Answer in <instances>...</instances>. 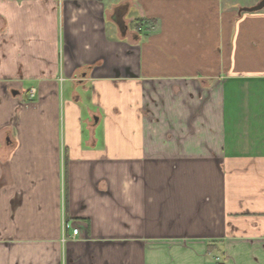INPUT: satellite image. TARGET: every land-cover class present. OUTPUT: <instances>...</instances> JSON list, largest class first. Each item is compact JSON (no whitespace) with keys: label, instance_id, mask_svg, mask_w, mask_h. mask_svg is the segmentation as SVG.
Here are the masks:
<instances>
[{"label":"crops","instance_id":"0c3cea01","mask_svg":"<svg viewBox=\"0 0 264 264\" xmlns=\"http://www.w3.org/2000/svg\"><path fill=\"white\" fill-rule=\"evenodd\" d=\"M263 1L0 0V264H264Z\"/></svg>","mask_w":264,"mask_h":264},{"label":"trees","instance_id":"16d2710c","mask_svg":"<svg viewBox=\"0 0 264 264\" xmlns=\"http://www.w3.org/2000/svg\"><path fill=\"white\" fill-rule=\"evenodd\" d=\"M99 1H102V0H99ZM152 23L153 22L143 21V20H136L134 22V27L139 28V27L144 26V25H147V26L150 27Z\"/></svg>","mask_w":264,"mask_h":264},{"label":"built area","instance_id":"2783aa9c","mask_svg":"<svg viewBox=\"0 0 264 264\" xmlns=\"http://www.w3.org/2000/svg\"><path fill=\"white\" fill-rule=\"evenodd\" d=\"M34 93L35 92L33 90H31L30 91V96L32 97L34 95ZM70 228H71V226L69 224L65 225V229H70ZM77 234H78V229L72 228V236H76Z\"/></svg>","mask_w":264,"mask_h":264},{"label":"water","instance_id":"95a60500","mask_svg":"<svg viewBox=\"0 0 264 264\" xmlns=\"http://www.w3.org/2000/svg\"><path fill=\"white\" fill-rule=\"evenodd\" d=\"M264 7V1L263 2H261L260 3V5L259 6H257L255 9H261V8H263Z\"/></svg>","mask_w":264,"mask_h":264}]
</instances>
